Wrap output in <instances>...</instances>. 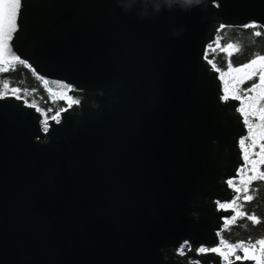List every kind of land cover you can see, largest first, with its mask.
I'll list each match as a JSON object with an SVG mask.
<instances>
[{"label":"water","instance_id":"1","mask_svg":"<svg viewBox=\"0 0 264 264\" xmlns=\"http://www.w3.org/2000/svg\"><path fill=\"white\" fill-rule=\"evenodd\" d=\"M250 24L264 0H21L12 54L80 103L45 132L0 98V264H256L199 252L224 251L247 134L206 51Z\"/></svg>","mask_w":264,"mask_h":264},{"label":"snow or ice","instance_id":"2","mask_svg":"<svg viewBox=\"0 0 264 264\" xmlns=\"http://www.w3.org/2000/svg\"><path fill=\"white\" fill-rule=\"evenodd\" d=\"M21 8V0H0V73L8 72L15 69L16 64H24L25 62L21 60L18 56L12 54L10 41L12 40L13 33L17 30V17L19 14V10ZM223 27V26H221ZM246 27L255 28L257 25L250 24L246 25ZM255 35L259 36L261 33L257 31ZM211 51H216V48H219L220 51L226 53L229 57L228 61V71L221 73V78L223 79L224 76L230 75L235 73L237 75L232 77L234 84H241L248 80H253L254 78L258 77V83H254L249 89L246 91L248 93H255V95H246L242 98L240 94L237 93L236 89L233 88L231 93V98L241 100V108L240 112L245 118V123L248 125L249 128V137L252 139V147H256L258 141H264V104L261 101H264V55H257L248 63L243 64L239 67H233L231 63V56L233 55L234 51L238 52V46L233 44H227L226 46H221L219 41L216 42V48H212L209 45ZM210 64L213 65L215 68V62L213 60L209 61ZM220 71L219 69H216ZM61 91L56 97L59 100H64L67 103L68 108L72 107L74 104H79V99L68 95V92L72 91L69 86L61 85ZM4 92H0V98H4L9 92L15 96L16 99H21L20 96V89L19 88H9V84L7 81L3 83ZM55 95V94H54ZM224 99H229V88L228 82L225 81V96ZM27 103V101H25ZM55 102V100H54ZM29 107L36 108L37 111H40L44 116L45 120L44 123V131H48V117L47 113L44 110L40 109L38 105L33 102L28 105ZM66 108L59 109L54 115L51 116V120L56 121L59 123L60 113L66 111ZM48 111H51L49 109ZM255 116L258 117L259 123L253 125L249 117ZM241 146L245 145V141L241 140ZM260 151L255 153L254 155L258 156V159L250 160L248 155V149L245 148V165L251 164V175H248L247 178H244V169H241V179L240 184L243 185L241 187H235L233 181H229L230 186H234L235 191L239 194L240 192L248 193L249 185L255 180L264 181V171L260 170V165H264V143L259 144ZM253 197L251 195H245V200H251ZM240 199V196L237 195L236 199L232 201L231 205H224L221 204L220 207L222 209L233 208L236 210V215L231 217L229 221L226 223H233L235 222L237 216H245L246 213L241 212L239 207L237 206V201ZM249 220H252L256 223L260 221L254 215H250L247 217ZM250 243V242H249ZM221 245L227 248L229 251L226 253L221 250L220 247L206 249L201 248L199 252H214L218 253L219 255L223 256L225 260L228 259V256L232 254L236 249H241L244 252V256H236V260L240 259H251L256 261V264H264V239L256 241V244H251V247L245 246L243 242L238 244H229L227 241L221 239ZM256 245H260L259 251L257 253ZM183 252V250H181Z\"/></svg>","mask_w":264,"mask_h":264},{"label":"trees","instance_id":"3","mask_svg":"<svg viewBox=\"0 0 264 264\" xmlns=\"http://www.w3.org/2000/svg\"><path fill=\"white\" fill-rule=\"evenodd\" d=\"M255 25H257L255 28L246 26L224 27L218 32L215 41L209 45L212 48H216V42L219 41L221 46H226L227 44L238 46L239 51H234L231 56L232 66L239 67L246 64L255 56L264 55V29L258 24ZM257 31L261 35H255ZM209 45L206 51V58L215 62V68L219 69L220 73H226L228 71L229 57L226 53L220 51L219 48H216V51H211ZM227 77L228 75L224 76L225 79ZM5 81L8 82L9 88H19L21 90L19 93L22 97L21 99L27 101L28 104L35 102L40 109L44 110L47 113L48 120L59 109L68 107L66 101L57 99L58 94L56 92L52 93L46 81L40 78L26 62L24 64H16L14 70L0 73V92L5 91L3 89ZM254 83H258V77L237 84V93L242 97L246 96L248 94L246 90ZM9 95L12 94L9 92L6 96ZM49 109L51 111H48ZM244 194V192L241 194L240 199L237 201V206L246 215L237 216L235 222L226 224L220 232V238L229 244L243 242L245 246L251 247V244H256V241L264 239V183L259 182L256 189L253 190V198L248 202L242 200ZM250 215L256 216L260 222L256 223L249 220L247 217ZM256 247L260 248V245H256ZM223 248L226 252L229 251L227 248ZM236 256L243 257V250L236 249L228 258L234 260Z\"/></svg>","mask_w":264,"mask_h":264},{"label":"flooded vegetation","instance_id":"4","mask_svg":"<svg viewBox=\"0 0 264 264\" xmlns=\"http://www.w3.org/2000/svg\"><path fill=\"white\" fill-rule=\"evenodd\" d=\"M235 75H237V74H235V73H232V74H230V75H228V77L225 79V78H221L222 79V86H223V90H224V88H225V81H227L228 82V88H229V92L230 93H232V90H233V88H235L236 89V91H237V84H234L233 83V80H232V77L233 76H235ZM220 77H221V73H220ZM248 93V92H247ZM247 95H255V93H248ZM243 98V97H242ZM240 101V105H242L241 104V100H239ZM261 103L262 104H264V101H261ZM240 105H239V107H240ZM249 120H250V122L253 124V125H256V124H258L260 121H259V119H258V117H255V116H250L249 117ZM244 122H245V119H244ZM245 126H246V129H247V134L241 139V140H244L245 141V145L242 147V146H240V148H241V150H242V164L239 166V168H238V171H237V176L235 177V178H233V179H231V181H233L234 182V186L235 187H241V188H243V185H241L240 184V179H241V175H242V173H241V169H244V173H243V175H244V178L246 179L247 178V176L248 175H251L252 173H251V171H250V169H251V164H249V165H247V167H246V165H245V148H247L248 149V155H249V159L250 160H255V159H258L259 157L258 156H256V155H254L255 153H258L259 151H260V148H259V144L260 143H264V141H258L257 142V145H256V147H252V139L249 137V128H248V125L245 123ZM241 142V141H240ZM260 167V170L261 171H264V165H260L259 166ZM259 182H263L264 183V181H261V180H255V181H253L248 187H249V191H248V193H245L243 196H242V200L243 201H245V202H248L249 200H245L244 199V196L245 195H251V196H253V190H255L256 189V186L259 184ZM234 186H230V188L231 189H233L234 191H235V188H234ZM236 192V191H235ZM243 192H240L239 194L236 192V194H234V198H233V200H235L236 199V197H237V195H239L240 197H241V194H242ZM232 200V201H233ZM225 203H228V202H223V203H221V204H225ZM229 205H231L232 203H228ZM235 210V209H234ZM236 211V210H235ZM223 248V247H222ZM224 249V248H223ZM256 249L257 250H259V248H257L256 247Z\"/></svg>","mask_w":264,"mask_h":264},{"label":"built area","instance_id":"5","mask_svg":"<svg viewBox=\"0 0 264 264\" xmlns=\"http://www.w3.org/2000/svg\"><path fill=\"white\" fill-rule=\"evenodd\" d=\"M184 248L183 250H184V252L188 249V243H185L183 246H181L180 248H179V250L181 249V248ZM205 248V247H204ZM206 249H208V248H206Z\"/></svg>","mask_w":264,"mask_h":264},{"label":"clouds","instance_id":"6","mask_svg":"<svg viewBox=\"0 0 264 264\" xmlns=\"http://www.w3.org/2000/svg\"><path fill=\"white\" fill-rule=\"evenodd\" d=\"M169 2H170V0H169ZM183 3H184L185 5H187V4H191V3H193V0H183Z\"/></svg>","mask_w":264,"mask_h":264},{"label":"rangeland","instance_id":"7","mask_svg":"<svg viewBox=\"0 0 264 264\" xmlns=\"http://www.w3.org/2000/svg\"><path fill=\"white\" fill-rule=\"evenodd\" d=\"M224 90H225V88H224ZM229 94H231L230 92H229ZM42 121H44V119L42 120ZM184 248L182 247L179 251L181 252V250H183ZM183 252H184V250H183ZM229 259V258H228ZM230 260V259H229Z\"/></svg>","mask_w":264,"mask_h":264}]
</instances>
